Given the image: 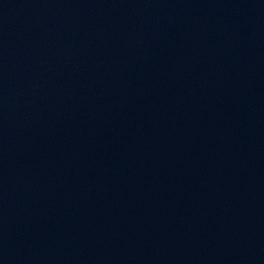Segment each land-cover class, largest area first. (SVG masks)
I'll list each match as a JSON object with an SVG mask.
<instances>
[{"label":"water","instance_id":"water-1","mask_svg":"<svg viewBox=\"0 0 264 264\" xmlns=\"http://www.w3.org/2000/svg\"><path fill=\"white\" fill-rule=\"evenodd\" d=\"M0 264H264V0H0Z\"/></svg>","mask_w":264,"mask_h":264}]
</instances>
